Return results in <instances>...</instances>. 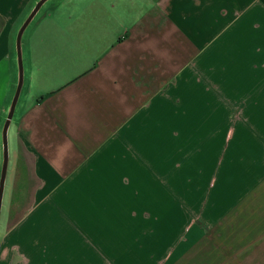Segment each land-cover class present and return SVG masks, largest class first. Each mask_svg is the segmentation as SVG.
I'll use <instances>...</instances> for the list:
<instances>
[{
    "label": "crops",
    "instance_id": "1",
    "mask_svg": "<svg viewBox=\"0 0 264 264\" xmlns=\"http://www.w3.org/2000/svg\"><path fill=\"white\" fill-rule=\"evenodd\" d=\"M39 1L0 0V172L16 38ZM20 56L0 264H194L168 224L184 198L146 174L184 139V103H211L187 120L193 139L217 138L218 114L221 138L263 165L264 0H46ZM257 236L240 243L239 264H264Z\"/></svg>",
    "mask_w": 264,
    "mask_h": 264
},
{
    "label": "rangeland",
    "instance_id": "2",
    "mask_svg": "<svg viewBox=\"0 0 264 264\" xmlns=\"http://www.w3.org/2000/svg\"><path fill=\"white\" fill-rule=\"evenodd\" d=\"M199 104L184 103V139H169L167 163L153 165L160 170L147 173L146 178L167 182L169 187L163 188L162 194L184 198L183 203L168 204L169 211L178 217L170 219L168 224L182 229L185 256L190 261L193 258L194 264H239L240 243L246 239L248 244H255L261 238L257 233L264 229V156L259 157L263 165H257L256 156H241L238 143L234 145L221 138L223 117L218 114L215 117L217 138L193 139L198 125L187 120L197 114L201 118L211 115V103H202L206 107ZM258 168L263 170L257 171ZM176 182L182 187L170 186ZM8 191L7 183L0 222L8 212ZM222 228L231 232L222 235L219 233ZM240 229L248 235L240 237L237 234ZM211 242L221 248L211 251ZM225 245L233 247L228 249Z\"/></svg>",
    "mask_w": 264,
    "mask_h": 264
},
{
    "label": "water",
    "instance_id": "3",
    "mask_svg": "<svg viewBox=\"0 0 264 264\" xmlns=\"http://www.w3.org/2000/svg\"><path fill=\"white\" fill-rule=\"evenodd\" d=\"M45 1L46 0H40L35 5L34 9L30 13L28 18L24 22V24L22 25V27L20 28V30H19V32L17 34V38H16V51H17V57H18V62H19V81H18V85H17L16 91H15L13 100H12L11 109L9 111L7 120L5 121V124H4V127H3V131H2L3 162H2L1 172H0V210H1L2 196H3V191H4V181H5L7 160H8L6 132H7V127H8L9 121H10V119L12 117L13 110H14V107H15V104H16V101H17V98H18V94H19V91L21 89L22 81H23V73H22V66H21V56H20V36H21L22 31L26 27V25L33 18V16L37 13V11L40 9V7L42 6V4Z\"/></svg>",
    "mask_w": 264,
    "mask_h": 264
}]
</instances>
